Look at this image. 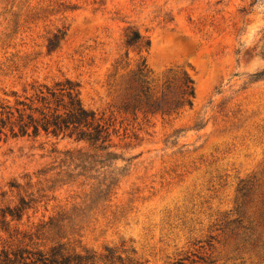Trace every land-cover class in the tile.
I'll return each instance as SVG.
<instances>
[{"label": "rangeland", "instance_id": "1", "mask_svg": "<svg viewBox=\"0 0 264 264\" xmlns=\"http://www.w3.org/2000/svg\"><path fill=\"white\" fill-rule=\"evenodd\" d=\"M129 27L151 47L127 58ZM59 30L67 37L50 52ZM144 63L157 90L172 72H187L193 108L125 113L127 82ZM66 79L112 122L125 177L110 203L92 209L85 201L96 182H70L59 154L84 145L3 137L0 250L19 245L16 229L35 233L55 219L61 229L35 239L44 250L113 249L144 264H264V0H0V99L15 104ZM251 177L243 200L239 185ZM22 198L34 199L33 209L4 223L2 211Z\"/></svg>", "mask_w": 264, "mask_h": 264}, {"label": "trees", "instance_id": "2", "mask_svg": "<svg viewBox=\"0 0 264 264\" xmlns=\"http://www.w3.org/2000/svg\"><path fill=\"white\" fill-rule=\"evenodd\" d=\"M66 37L67 31L59 30L54 34L48 40L49 51H57ZM125 38L127 58L130 49L142 51L151 47V40L131 27L127 29ZM126 90L128 93L123 107L125 113L134 115L141 113L145 117L156 114L179 116L186 109L193 108L196 99L195 83L187 72H172L162 89L157 90L152 72L146 63L132 73ZM14 96H17L16 93ZM112 128L111 121L85 107L81 98V86L71 79L57 82L54 86H40L31 98L24 100L18 98L15 104L0 99V142L3 137L8 138L9 135L13 138L34 139L45 136L48 139L74 140L78 145H84L59 154L64 156L62 163L67 167L64 175L70 182L75 184L81 179L96 182L85 201L90 203L92 209L98 210L110 203L121 179L125 177L123 174L125 170L116 166L118 157L112 151L114 148ZM95 175L97 177L93 178ZM58 176L61 177L62 173ZM101 176H104V179L99 181ZM254 184L255 177L241 181L239 185L241 199L246 200L249 197ZM34 202V199L28 201L22 198L16 207L3 210L4 223L7 224L8 217L12 218V221L22 222L27 212L33 209ZM55 222L57 223V220L53 219L48 223H42L35 233L19 232V229H16L19 245L0 250V264H144L117 257L113 249L106 250L104 255L92 251L71 252L66 248V244L54 245L44 250L35 239L39 241L38 234L47 227L61 229ZM6 232L10 233V227Z\"/></svg>", "mask_w": 264, "mask_h": 264}]
</instances>
